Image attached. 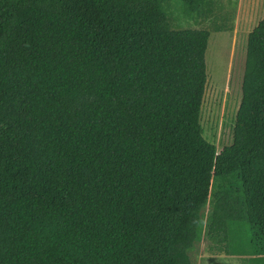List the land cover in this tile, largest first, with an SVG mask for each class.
I'll use <instances>...</instances> for the list:
<instances>
[{
	"label": "trees",
	"instance_id": "obj_1",
	"mask_svg": "<svg viewBox=\"0 0 264 264\" xmlns=\"http://www.w3.org/2000/svg\"><path fill=\"white\" fill-rule=\"evenodd\" d=\"M177 1L208 26L171 0H0V264H192L203 239L264 264V18L217 148L205 53L232 24Z\"/></svg>",
	"mask_w": 264,
	"mask_h": 264
},
{
	"label": "rangeland",
	"instance_id": "obj_2",
	"mask_svg": "<svg viewBox=\"0 0 264 264\" xmlns=\"http://www.w3.org/2000/svg\"><path fill=\"white\" fill-rule=\"evenodd\" d=\"M214 3L215 11L226 16L232 30L210 32L205 53L207 82L200 123L204 137L221 148L232 142L235 116L241 99L246 38L248 32L264 18V0H214ZM168 11L173 26L178 28H202L209 24L208 20L185 17L177 0H171ZM208 208L209 203L204 212ZM206 246L207 241L203 239L193 247L192 264H241L239 256L211 254Z\"/></svg>",
	"mask_w": 264,
	"mask_h": 264
}]
</instances>
